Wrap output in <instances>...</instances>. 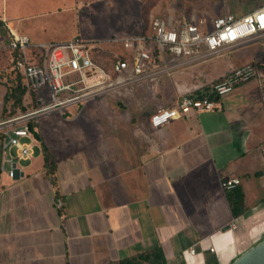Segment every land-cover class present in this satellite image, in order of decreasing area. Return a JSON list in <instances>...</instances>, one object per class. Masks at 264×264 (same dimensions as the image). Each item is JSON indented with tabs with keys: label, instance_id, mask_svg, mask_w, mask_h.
<instances>
[{
	"label": "crops",
	"instance_id": "1",
	"mask_svg": "<svg viewBox=\"0 0 264 264\" xmlns=\"http://www.w3.org/2000/svg\"><path fill=\"white\" fill-rule=\"evenodd\" d=\"M73 1L63 15L74 12L70 27L77 29L62 40L47 35L48 24L34 26L24 15L10 14L4 0L0 20L35 42L84 38L75 11L89 0ZM3 27L0 44L6 41ZM248 63L264 75V38L176 70L161 79L155 94L143 85L92 101L75 120L59 115L76 122V130L49 142L40 130L54 156V174L48 173L35 138L34 156L18 163L20 173L10 178L9 162L1 170L0 145V264H108L156 247L167 264H229L261 242L262 81L236 87L212 111H191L159 128L149 120L158 109L177 106L190 92L206 93ZM83 115L89 122L77 123ZM10 154L14 150L6 151L4 159ZM230 177L241 184L224 191L221 183Z\"/></svg>",
	"mask_w": 264,
	"mask_h": 264
},
{
	"label": "built area",
	"instance_id": "2",
	"mask_svg": "<svg viewBox=\"0 0 264 264\" xmlns=\"http://www.w3.org/2000/svg\"><path fill=\"white\" fill-rule=\"evenodd\" d=\"M261 18H264V4L241 16L226 13L211 19L183 16L176 20L156 16L146 32L106 41L77 36L67 41L35 42L5 23L6 41L0 46L13 55V68L23 75L36 107L0 119L1 170L5 161L9 162L8 175L14 179L21 170L18 163L32 159L36 142L30 127L33 125L37 131L45 116L57 113L72 121L92 101L114 93L132 92L143 85L155 94L161 79L173 77L176 70L221 57L253 39H263ZM112 47L118 50L110 51L112 61L107 68L99 61L100 53ZM72 74L78 79L64 82ZM256 79L264 86V75L258 65L248 63L234 68L206 93L190 92L177 106L158 109L151 115L150 124L159 128L191 111H212L218 108L219 98ZM68 109H74L75 114L67 115ZM11 150L15 154L5 160L4 154ZM261 150L264 159V144ZM240 184V178L230 177L221 186L224 191H231ZM56 206L61 208L63 202L59 199ZM190 253L195 254V249H190Z\"/></svg>",
	"mask_w": 264,
	"mask_h": 264
},
{
	"label": "rangeland",
	"instance_id": "3",
	"mask_svg": "<svg viewBox=\"0 0 264 264\" xmlns=\"http://www.w3.org/2000/svg\"><path fill=\"white\" fill-rule=\"evenodd\" d=\"M4 2L10 14L18 12L24 15L25 20H28L26 23L34 26L48 24L46 27L52 29L47 35L55 40L71 37V32H73L71 30L77 29L70 27L74 22L73 16H71L74 12L63 15L69 6L74 4L73 0H4ZM262 4H264V0H89L82 9L77 8L75 13L78 19V31L85 39L106 41L114 37L146 32L152 18L156 16L169 20H176L183 16L193 19L206 16L211 19L226 13L241 16L257 9ZM17 22L19 25L22 21L17 20ZM54 29L58 31H54ZM63 29L65 30L63 31ZM252 41L259 42L257 39ZM117 50L114 47L104 49L100 53L101 64L107 68L110 67L112 61L110 51ZM11 62L9 51L0 46V118L7 116L11 104L8 102L7 111L4 113L2 103L4 88L12 87L15 84L13 80L16 75L12 71ZM77 79L78 76L72 74L65 77L64 82H73ZM87 121L88 118L83 115L77 123L84 124ZM74 123H68L59 114L52 113L42 118L41 125L38 126L39 133L41 135L40 130L43 131L44 138L48 142L49 140L58 141L65 135L72 136L76 130ZM39 145L41 147L40 142ZM6 167L8 168V164Z\"/></svg>",
	"mask_w": 264,
	"mask_h": 264
},
{
	"label": "trees",
	"instance_id": "4",
	"mask_svg": "<svg viewBox=\"0 0 264 264\" xmlns=\"http://www.w3.org/2000/svg\"><path fill=\"white\" fill-rule=\"evenodd\" d=\"M4 23L0 20V27H3ZM14 54V53H13ZM11 60L12 54L10 53ZM12 71L15 73L16 78L14 81V85L12 87L6 86V93L3 99V112L7 111V104L11 102L10 109H8V114L5 117L14 116L21 112H25L29 109L36 107L34 95L25 84V79L21 73H17L14 70V62H11ZM31 130L34 133L35 138L41 143L42 151L45 156L46 164H48V173L54 174L56 163L54 160V156L49 149V147L44 142L42 136L39 131H36L34 126L31 125ZM234 212L236 214H240L241 210L238 207H234ZM108 264H167L162 248L156 247L151 250H147L145 252L139 253L133 257L126 258L119 261H114Z\"/></svg>",
	"mask_w": 264,
	"mask_h": 264
},
{
	"label": "water",
	"instance_id": "5",
	"mask_svg": "<svg viewBox=\"0 0 264 264\" xmlns=\"http://www.w3.org/2000/svg\"><path fill=\"white\" fill-rule=\"evenodd\" d=\"M39 153L38 147L37 154ZM231 264H264V239L241 254Z\"/></svg>",
	"mask_w": 264,
	"mask_h": 264
},
{
	"label": "snow or ice",
	"instance_id": "6",
	"mask_svg": "<svg viewBox=\"0 0 264 264\" xmlns=\"http://www.w3.org/2000/svg\"><path fill=\"white\" fill-rule=\"evenodd\" d=\"M262 22H264V18H261Z\"/></svg>",
	"mask_w": 264,
	"mask_h": 264
}]
</instances>
